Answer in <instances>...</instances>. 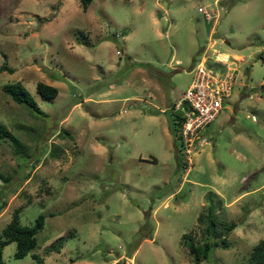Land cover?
Here are the masks:
<instances>
[{"label": "rangeland", "instance_id": "1", "mask_svg": "<svg viewBox=\"0 0 264 264\" xmlns=\"http://www.w3.org/2000/svg\"><path fill=\"white\" fill-rule=\"evenodd\" d=\"M215 54L234 82L186 169L171 103ZM0 65V122L19 140L0 139V230L15 208L22 225L43 214L2 264H194L184 242L205 239L200 264H247L264 238V0H0ZM14 81L40 113L1 90Z\"/></svg>", "mask_w": 264, "mask_h": 264}, {"label": "built area", "instance_id": "2", "mask_svg": "<svg viewBox=\"0 0 264 264\" xmlns=\"http://www.w3.org/2000/svg\"><path fill=\"white\" fill-rule=\"evenodd\" d=\"M197 11L208 21L216 17L211 9L203 6H198ZM206 60L201 56L196 60L190 69V82L170 107L180 111V117L175 118L173 136L178 142V152L185 155L186 169L190 167L192 153L212 145L206 127L221 110L234 82V67L226 54H215L212 63Z\"/></svg>", "mask_w": 264, "mask_h": 264}, {"label": "trees", "instance_id": "3", "mask_svg": "<svg viewBox=\"0 0 264 264\" xmlns=\"http://www.w3.org/2000/svg\"><path fill=\"white\" fill-rule=\"evenodd\" d=\"M81 9H85L91 0H78ZM4 69L3 65H0V71ZM36 92L41 96L51 98L55 96L57 88L53 85L37 81L35 83ZM1 90L10 96L12 100L18 103L25 104L30 110L40 113V109L31 96L29 91L18 81L8 82L1 85ZM172 104V103H171ZM174 126L175 118L180 117V111H173ZM172 127V132L174 130ZM0 139H7L14 147L19 145V140L13 135L6 126L0 122ZM8 175H3L0 171V179L3 181L8 180ZM18 208L13 210L10 220L0 230V264H2L1 251L2 247L10 241L15 242V250L13 252L14 257L24 256L33 246L35 245L34 234L42 228L43 225V214L38 213L34 221L30 225H22L18 222ZM208 224L205 226V231L211 233L215 226V222L210 217V211L208 210ZM232 223L225 225L227 228H232ZM212 234V233H211ZM222 244L225 245L224 237H221ZM184 242V241H183ZM187 245L188 252L192 254V260L194 264H200V261L206 258L209 249L216 245L215 240L209 241L208 239L203 240L201 243H192L191 241L184 242ZM56 245V244H55ZM51 244L53 248L55 246ZM247 264H264V238L258 239L250 248L247 256Z\"/></svg>", "mask_w": 264, "mask_h": 264}, {"label": "clouds", "instance_id": "4", "mask_svg": "<svg viewBox=\"0 0 264 264\" xmlns=\"http://www.w3.org/2000/svg\"><path fill=\"white\" fill-rule=\"evenodd\" d=\"M189 168V167H188Z\"/></svg>", "mask_w": 264, "mask_h": 264}]
</instances>
